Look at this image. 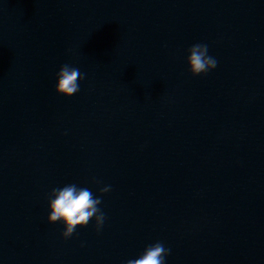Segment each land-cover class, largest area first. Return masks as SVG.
Returning <instances> with one entry per match:
<instances>
[{
    "label": "water",
    "instance_id": "1",
    "mask_svg": "<svg viewBox=\"0 0 264 264\" xmlns=\"http://www.w3.org/2000/svg\"><path fill=\"white\" fill-rule=\"evenodd\" d=\"M194 43L216 68L188 71ZM69 183L100 197L99 232L47 221ZM157 241L166 264H264V0H0V264H125Z\"/></svg>",
    "mask_w": 264,
    "mask_h": 264
},
{
    "label": "clouds",
    "instance_id": "2",
    "mask_svg": "<svg viewBox=\"0 0 264 264\" xmlns=\"http://www.w3.org/2000/svg\"><path fill=\"white\" fill-rule=\"evenodd\" d=\"M70 51V50H69ZM185 57L187 69L193 75L206 74L216 68L217 60L208 54V45L194 43L186 49ZM85 74L77 67L64 63L55 73L54 91L64 96H72L80 90L78 81H82ZM110 186L99 189L100 193H106ZM101 199L94 196L93 192L77 186L75 183L65 184L62 187H53L47 193V221L49 223L60 222L63 225L62 237H70L77 226L83 228L90 220H94V227L100 231L106 219L100 210ZM170 249L161 242L146 245L142 252L135 258L125 261V264H166L165 257Z\"/></svg>",
    "mask_w": 264,
    "mask_h": 264
}]
</instances>
